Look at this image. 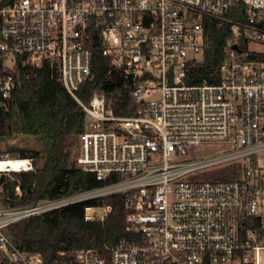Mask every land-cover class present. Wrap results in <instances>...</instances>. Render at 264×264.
Returning <instances> with one entry per match:
<instances>
[{"label":"built area","instance_id":"2783aa9c","mask_svg":"<svg viewBox=\"0 0 264 264\" xmlns=\"http://www.w3.org/2000/svg\"><path fill=\"white\" fill-rule=\"evenodd\" d=\"M241 3L245 19L231 23L219 80L189 83L205 55L204 19L229 20ZM251 43L264 48V0H12L0 8V113L19 63H49L87 114L75 161L103 182L0 212L3 256L42 264L13 244L9 224L122 194L139 240L79 249L64 264H264V58L256 57L264 49ZM98 48L129 82L139 103L132 115L105 98L78 97ZM5 159L23 158L0 152ZM25 159V169L0 173L33 170ZM210 168L236 176L206 177ZM111 210L88 203L84 218L103 221Z\"/></svg>","mask_w":264,"mask_h":264},{"label":"trees","instance_id":"16d2710c","mask_svg":"<svg viewBox=\"0 0 264 264\" xmlns=\"http://www.w3.org/2000/svg\"><path fill=\"white\" fill-rule=\"evenodd\" d=\"M12 0H0V8ZM229 20L205 18L206 49L202 62L194 65L188 82L210 83L219 80V66L225 58V46L230 37L232 21L245 19V5L231 9ZM264 58L261 54L256 56ZM105 98L118 115H132L139 103L124 75L111 66V61L101 49L93 55L92 76L85 81L78 97L90 103L95 97ZM87 114L79 102L65 89L58 71L45 62L41 66L19 63V77L7 108L0 113V140L6 141L7 152L19 150L11 146L16 136L35 137L41 149L22 150L19 157L42 160V166L28 171H14L10 179L0 184L3 202L11 207H25L45 200H55L95 188L103 182L94 172L85 171L71 162V151L79 143ZM236 176L231 168L222 172L228 180ZM4 178V177H3ZM20 187L21 194L16 192ZM106 203L112 210L103 221L84 218L86 204ZM261 226V219L254 221ZM248 220L246 226H252ZM128 211L125 196L115 194L101 200L69 204L9 224L6 233L23 253L40 254L42 264H64L79 249H105L107 246L127 241H138L140 236L127 229ZM0 264H23L11 261L0 251Z\"/></svg>","mask_w":264,"mask_h":264},{"label":"rangeland","instance_id":"374dc122","mask_svg":"<svg viewBox=\"0 0 264 264\" xmlns=\"http://www.w3.org/2000/svg\"><path fill=\"white\" fill-rule=\"evenodd\" d=\"M250 46L252 48L264 49L263 46L256 44V43H251ZM11 146L19 150H16L13 153L9 151L7 152L6 141L0 140V152H3L5 154L7 153L9 157L19 156L22 150L29 151L31 149H41L42 143L39 139L35 137H27V136L20 135V136H16L15 138H13V140L11 141ZM76 151H77V146L74 149H72L71 157H70L71 162L75 165H77L75 161ZM25 158H31V157H25ZM42 164H43L42 160H33V169H36L42 166ZM222 171L223 170H219L216 168H210V169H207L204 174L207 177V176L219 175L221 174ZM9 177H10V173L8 172L0 173V181L3 183H6L10 179ZM2 189H3V186L0 184V212L20 208V207H11L10 204L3 202L2 195H1ZM16 192L21 194V190L19 191L18 187H16Z\"/></svg>","mask_w":264,"mask_h":264},{"label":"bare ground","instance_id":"6f19581e","mask_svg":"<svg viewBox=\"0 0 264 264\" xmlns=\"http://www.w3.org/2000/svg\"><path fill=\"white\" fill-rule=\"evenodd\" d=\"M27 160L25 158L23 159H5L0 162V169L3 170H22L27 167ZM257 264H260L258 262Z\"/></svg>","mask_w":264,"mask_h":264}]
</instances>
